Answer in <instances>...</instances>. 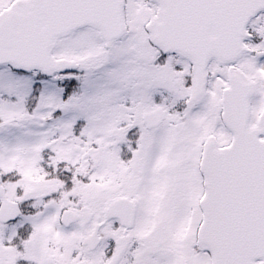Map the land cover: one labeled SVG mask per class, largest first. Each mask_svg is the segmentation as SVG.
Segmentation results:
<instances>
[{"label":"snow or ice","instance_id":"snow-or-ice-1","mask_svg":"<svg viewBox=\"0 0 264 264\" xmlns=\"http://www.w3.org/2000/svg\"><path fill=\"white\" fill-rule=\"evenodd\" d=\"M0 264H264V0H0Z\"/></svg>","mask_w":264,"mask_h":264}]
</instances>
